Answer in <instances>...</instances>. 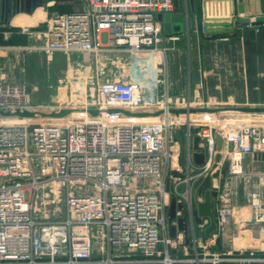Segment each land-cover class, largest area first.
Returning a JSON list of instances; mask_svg holds the SVG:
<instances>
[{
  "label": "built area",
  "instance_id": "built-area-1",
  "mask_svg": "<svg viewBox=\"0 0 264 264\" xmlns=\"http://www.w3.org/2000/svg\"><path fill=\"white\" fill-rule=\"evenodd\" d=\"M174 9L173 0H87L83 10L51 16L39 48L49 55L96 57L111 51H158L163 40L158 14ZM259 25L264 21L254 18L246 24ZM103 74L96 70L78 78L69 96L50 106L34 104L26 83L0 77L1 111L71 109L61 116L0 112V264H264V171L251 175L243 165L248 155H264V112L238 119L231 115L241 111L172 112L208 106L170 94L168 85L155 97L154 89L140 80H103ZM177 127L183 142L175 136ZM195 135L206 153L203 165L192 160ZM223 160L232 179L221 186L213 180L222 174ZM208 173L219 230L233 214L237 181L242 180L251 222L260 226L262 255L257 249L239 254L211 249L219 230L206 237L209 219L198 217L195 207L196 200L204 199L203 190L197 192ZM61 192L64 216L42 214L41 207ZM173 197L185 205L177 208V216H187L189 243L182 231L169 235ZM191 245L194 255L187 251ZM180 250L185 257L174 255Z\"/></svg>",
  "mask_w": 264,
  "mask_h": 264
},
{
  "label": "crops",
  "instance_id": "crops-1",
  "mask_svg": "<svg viewBox=\"0 0 264 264\" xmlns=\"http://www.w3.org/2000/svg\"><path fill=\"white\" fill-rule=\"evenodd\" d=\"M243 1L245 13L241 15L239 11V0H196L194 10H192L189 0H180L183 10L188 12L186 25L187 29L189 28L190 30L185 29L181 33H172L170 35L165 34L163 31V40L160 44L161 48L164 49L161 53L165 57V67L168 73H165L167 76L164 74L163 80H167V82H165L168 83L170 94L185 97L190 96L191 98L198 99L200 104L202 103L208 106V108H219L221 110L225 107L263 106L257 104V102L261 101V98H253L251 102L254 103H251L239 97L240 95L237 93H233L235 89L226 87L224 85L225 83H232L231 78L224 81V83L219 81V79L212 78L215 75V67H218V65L212 63L211 60L214 57L225 59V54L209 51V45L216 40L233 39L235 35L241 32V29H244L243 27L247 26L241 24L237 20L235 29L232 32L208 35L205 34L202 29V22L207 16L215 19L223 18L227 20V22H231L233 16L236 18L247 16L253 19L258 15L264 14V0ZM86 6L87 0H32V9L27 11L26 7L23 5L15 9L13 4L8 6L7 3H4V0H0V77L9 81L26 83L32 93V85L16 77L17 72L14 70V67L21 64V57H24L27 52L38 51L43 53L44 50L39 48V45H41L44 40L42 34L47 29L48 20L51 16L57 13L83 10ZM8 10L10 12H8ZM228 27L231 28V26ZM256 27H260V29H262L260 33L264 35V25ZM172 36H176L177 38L172 39ZM116 53L117 52L113 51L106 52L105 57H109L108 54L111 57H115L118 55ZM156 53H158V51ZM73 54L75 53L64 54L60 51L50 55L49 57L53 59L54 72H56L58 68L62 70L61 60L67 55V68L65 67L63 69V75H68L71 70L75 71L76 74H80L81 72L79 69H71L75 66V62H73L72 59ZM182 60H186V65L188 66V79L185 89L183 90L177 87L182 81L181 78L177 77L179 74L178 69L182 72ZM178 61L181 63H178ZM92 70L94 73V68ZM259 73L260 72H258V74ZM88 74L89 73L82 74L80 77L91 76V74ZM240 74H242V72H240ZM230 75L231 74H229V76ZM77 79L78 78L73 79L70 84L74 83ZM101 79L104 80L106 78ZM60 80L51 84L53 90L51 103L53 104L56 103L57 98L64 95L69 96V83L60 82ZM164 81L160 80V84L158 83L160 85L159 92H162L166 85ZM245 86L246 88L243 87V89L245 88L244 90L248 91L247 89L249 86ZM259 87L258 85H250L253 91L252 95L257 92ZM225 89H230L227 95L223 93ZM241 112L237 114L245 116L249 113L245 112L242 114ZM247 158L251 161L247 162ZM243 165L245 170L261 171L260 168L261 165H264V160L256 158L254 155H248L244 159ZM221 169L222 174L216 175L213 182L214 184L222 186L229 178L232 179V177L228 174L226 160L222 161ZM176 174L177 173H175V175ZM177 176L183 178L182 174H177ZM176 180L177 179L169 180L168 188L170 190L173 189V183ZM178 187L184 196H186V184L181 182ZM237 191V196H234L232 200L233 214L226 225L219 230L215 245L213 246H217V251L232 252L234 254L247 252L250 249H257L258 254L262 255L260 226L251 222V209L249 204H247L241 179L237 181ZM213 246H211L212 250H214ZM187 251L189 255H194V246H188ZM174 255L185 257L186 253L180 250L176 251Z\"/></svg>",
  "mask_w": 264,
  "mask_h": 264
},
{
  "label": "rangeland",
  "instance_id": "rangeland-1",
  "mask_svg": "<svg viewBox=\"0 0 264 264\" xmlns=\"http://www.w3.org/2000/svg\"><path fill=\"white\" fill-rule=\"evenodd\" d=\"M243 28L233 39L216 40L209 45V51L225 54V59L214 57L211 60L212 63L218 65V67H215V75L212 78L219 79L222 83L231 78L232 83H225L224 85L235 89L236 92L233 90V93H237L240 95L239 97L249 102L253 98H261V101L257 102V104L264 106V35L260 33L262 31L260 27L247 26ZM159 48H161V45H158ZM156 49L146 51L150 52L147 54H143V52L136 54L117 52L116 54L118 55L115 57H111L109 54V57H105L106 52L101 53L97 57L88 53L75 52L72 58L75 66L71 69H79L81 73L76 74L75 71L71 70L66 76L63 75V69L67 68V55H65L66 59L63 57L61 60L62 70L58 68L54 72L53 59L49 57L50 55L46 51H43V53L38 51L27 52L24 57H21V64L15 66L14 70L17 72L16 77L32 85V100L34 104L53 105L51 103L53 95L51 84L61 79L60 82H68L70 86V82L75 78H80V75L87 73L92 75L93 68L95 71H104L102 78L119 77L128 80H140L149 89L153 88L154 96L158 97L160 95L159 82L160 80L164 81V74L167 73V70L165 67V57H158L159 53H156ZM62 53L66 54L65 52ZM178 63L181 62L178 61ZM182 64V72L178 69L179 74L177 76L182 81L177 87L183 90L188 79V66L186 65V60H182ZM258 72L261 74H258ZM229 74L231 75L229 76ZM165 81L167 82V80ZM166 82L165 84L168 85ZM245 85L249 86L248 91L244 90L246 88ZM250 85L260 86L253 95ZM243 87L245 88L243 89ZM229 91L230 89H225L223 93L227 95ZM231 116V118L235 117L238 119L243 115L237 114V116ZM248 158L246 160L250 162L251 160H248ZM260 170L264 171V165H261ZM245 172L252 175L257 173L258 170L246 169ZM65 206V193L61 192L57 200L46 204L45 207H41V213L49 214L53 218H61L64 216Z\"/></svg>",
  "mask_w": 264,
  "mask_h": 264
},
{
  "label": "water",
  "instance_id": "water-1",
  "mask_svg": "<svg viewBox=\"0 0 264 264\" xmlns=\"http://www.w3.org/2000/svg\"><path fill=\"white\" fill-rule=\"evenodd\" d=\"M175 9L172 12H165L159 13L158 19L162 23L163 31L165 34L170 35L172 33H181L185 29H187L186 22L188 20V12H185L181 7L180 0H173ZM195 1L196 0H189L192 10L195 9ZM239 11L240 14L243 15L245 13V5L243 0H239ZM4 3H7L8 6L13 4L15 9H18L21 5L26 7L27 11L32 9V0H4ZM10 10V8H9ZM8 10V12H10ZM239 21L241 24H248L251 22V17L247 16H240L238 18L232 17L231 22H227V20L215 19L212 17L207 16L204 19L202 29L205 34L212 35V34H222L226 32H232L235 29L236 21ZM256 22H263L264 21V14L258 15L254 18ZM228 26H231L228 27ZM187 30H190L189 28ZM223 110H239L244 112H264V106H239V107H225L222 108ZM219 108H192L188 109H172V112H197V111H217ZM221 110V109H220ZM125 114L132 115H144L147 114L146 112L142 111H129V110H121ZM2 114L5 115H19V116H34L36 112H40L43 115H53V116H61L71 112V109L64 108L60 111H34V110H16V112L12 113L10 111H1ZM93 113H96L97 110H92ZM161 110H155L153 113L158 114ZM176 138L183 142V138L180 133L179 127L176 128L175 132ZM217 140H218V149L221 150L223 146L222 136L220 131L217 133ZM201 138L199 135H195L192 140V160L196 165H203L206 161V153L200 146ZM256 158L264 160L263 154H255ZM221 158V154L219 153L216 157L215 165L219 163ZM212 174L208 173L205 178L202 180L201 184L198 187V192L200 193L203 190L204 199L203 200H196V210L197 215L200 218H208L209 224L205 230V236L210 238L219 230L218 222L216 219V211H217V202L216 198L212 193ZM177 208L182 210L185 209V205L183 203H177L175 197L172 198L169 210H168V223H169V235L171 237H175L178 231H182L185 234L186 243H189V230H188V219L187 216H177ZM177 221L176 223L174 221ZM214 250H217V246H213Z\"/></svg>",
  "mask_w": 264,
  "mask_h": 264
},
{
  "label": "bare ground",
  "instance_id": "bare-ground-1",
  "mask_svg": "<svg viewBox=\"0 0 264 264\" xmlns=\"http://www.w3.org/2000/svg\"><path fill=\"white\" fill-rule=\"evenodd\" d=\"M214 17H217V16H214ZM218 17H220V16H218ZM222 17V16H221ZM162 51V50H161ZM161 51L158 49V53H159V56L158 57H163V54L161 53ZM147 54V53H150V52H143V54ZM250 241V240H249Z\"/></svg>",
  "mask_w": 264,
  "mask_h": 264
}]
</instances>
